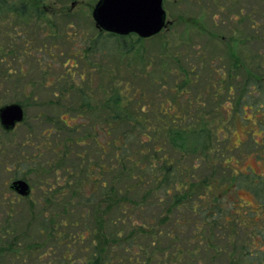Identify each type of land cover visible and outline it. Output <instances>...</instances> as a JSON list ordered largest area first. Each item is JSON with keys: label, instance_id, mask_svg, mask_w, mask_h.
<instances>
[{"label": "trees", "instance_id": "obj_1", "mask_svg": "<svg viewBox=\"0 0 264 264\" xmlns=\"http://www.w3.org/2000/svg\"><path fill=\"white\" fill-rule=\"evenodd\" d=\"M43 3L0 0V20L11 16L15 23L25 25L28 35L43 34L40 47L35 41L32 46L19 45L21 34L13 29L12 33L7 31L10 36L6 43L9 55L15 57L17 53V61L19 56L26 60L37 53L48 56L50 62L45 66L40 57L33 58L36 65L43 66L40 86L52 94L41 107L49 113L44 120L56 124L57 131L64 134L63 140L54 142L48 138L53 131L50 129L48 136L34 145L32 155L17 156L18 166L27 164L41 200L52 214L57 213L50 216L32 203L27 220L33 221V230L44 241L18 244L12 248L14 255H23L24 250L35 264H41L46 255H56L57 250L48 248L49 241L62 248V264H82V257L87 260V256V264H191L192 259L194 264H207L209 255L201 250L195 258L193 249L211 245L221 251L211 264L226 260L228 264H264V175L234 166L233 156L227 153L229 140L219 135V127H209L205 99L200 91L195 92L202 59L197 60L190 51L171 52L178 43L171 50L160 46L159 54L147 53L143 42L159 38L163 31L141 39L135 34L120 36L98 30L96 40L74 49L72 57L66 58V63L72 61L71 68L81 63L92 69L90 75L100 77L97 90L80 89L74 83V70L64 71L51 82L49 70L63 56L54 51L62 46L55 41L69 46L77 35L66 31L63 35L57 19L69 21L65 23L70 29L78 24L72 22L70 10L51 13ZM41 26L45 31H37ZM231 33L235 37L228 46V71L221 75L211 66L216 72L211 82L216 83L209 80L204 84L208 91L209 86L215 89L211 94L215 99L224 88L229 93L234 90L227 81L235 80L239 73H234L241 69L244 81H261L257 73L252 74L249 57L243 55L248 43ZM187 45L190 48L189 41ZM3 61L0 58V82L14 79L13 85L21 83L27 74L20 71L13 78L10 68L2 67ZM92 79L88 80L89 87L93 86ZM262 88L260 84V92ZM157 93L167 98L168 108L159 105ZM16 103L26 108L25 100ZM257 113L264 117L262 107ZM67 115L73 125L64 119ZM81 118L84 122L79 123ZM259 126L262 142L255 144L258 158L264 162V118ZM80 129L86 132L79 135ZM13 131L3 130L5 134ZM5 151L0 149L1 154L11 157L9 150ZM46 152L53 157L50 161L43 158ZM242 191L253 197L252 204L243 201ZM76 209L79 216L69 220ZM21 223L17 225L22 229L30 226L28 221ZM67 223L75 229L74 234L65 232ZM207 225L212 227L210 232H206ZM218 228L223 231L213 232ZM16 233L8 231L7 235L16 237ZM223 240L226 244L220 245Z\"/></svg>", "mask_w": 264, "mask_h": 264}, {"label": "rangeland", "instance_id": "obj_2", "mask_svg": "<svg viewBox=\"0 0 264 264\" xmlns=\"http://www.w3.org/2000/svg\"><path fill=\"white\" fill-rule=\"evenodd\" d=\"M98 1L99 0H44L43 4L47 11L59 14V12L63 13V11L70 10L71 14H73L71 18L72 22L74 21L78 24V27L70 29L66 25L69 21H64L65 18L62 17L57 19L61 22L60 27L62 28L61 31L63 35H65L66 32L72 35L77 33V35L75 37L76 40L72 45L69 44V46L62 43L58 44V40L55 41V44L62 46L54 51L56 53H61L63 56H59L57 58L58 63L55 62V67L49 70L51 71L50 73H52L49 74L51 82L56 76L59 77L61 74H64V71L74 70V83L78 84V86L81 87L80 89H85L87 92L91 89H93L92 92L97 90L100 77H96L95 74L90 75L92 74V69L88 66H83L81 63L71 68L72 61L66 63V58L68 56L72 57L71 54L74 52V49L87 46L89 42L97 39L99 31L95 27V23L92 19V11ZM164 8L168 17L167 21L172 22V25H169L163 30L159 38L153 41H144L145 51L147 53L149 51L151 54H159L160 46L163 45L166 49L171 50L174 44L178 43L177 47H179V49L176 47V49L173 51L171 50V52L177 50L178 52L187 53L190 51V53L195 54L197 60L200 58L202 59L203 63L199 62L200 65L198 66V68H201V71H199L201 78L198 79L196 83L195 92L200 91V94H203V98L205 99L203 100L208 109L209 127H219L222 131L219 135L223 139L229 140L228 143H230V146L227 153H229V156H233L234 166L236 165L240 171H251L256 174L264 175V162L260 161L258 158L259 152L257 151H259V147L255 144V142H262L263 136L261 130H259V123L262 122L264 117L261 116V112V115H258L257 109L262 107L264 112V0H165ZM32 25L33 24H31V26ZM41 27L42 28H39L40 30L37 31H45L44 26ZM24 28L25 25L19 22L15 23V20H12L11 16L10 18L6 17L0 20V58L4 60V66L2 67L5 68V70L10 68V72L14 76L13 78H16L20 74V71L27 74L26 77L23 78V81L16 86L11 82L14 81V79L0 82V107L16 103V100L19 99L25 100L26 104V108L24 109V121L17 126L13 133L5 134L0 125V149L4 148L6 150L5 152L9 150L11 156L6 157V155L0 153V256H2L0 258V264L36 263L26 255L24 250L22 251L23 255L18 256H15L13 253L14 250H12V248H16V245H24V243H28L31 240H36L39 243L44 241V238L40 237L38 232L33 230V221H29L30 219L27 220L29 217L28 211H30L29 209L32 203L35 205L36 209L44 208L50 216L57 213V211H55L52 214V210L49 209L50 207L46 206L41 200L40 190L36 188H34L29 198H19L18 195H15L10 190L11 182L16 178L22 179L23 176H27L29 179L31 178L32 180H26L34 186L33 177L31 173H28L27 164L18 166L19 164L16 161L18 158L17 156L32 155L34 145L41 139L46 138L50 129L53 131L49 133L51 134L49 135L50 137H48L49 140L53 138L52 141L57 142L64 136L63 133L57 131L58 126L56 124L44 120L45 116H49V113H46V108L44 109V107H41L43 101L52 97V94L48 95V89H43L40 86L41 78L43 79V73L40 70L50 62L48 56L42 55L41 53L34 55V57H40L41 59V65L43 66L39 67L36 65L33 56L25 58L26 60L19 56L18 58L20 59L17 61V53L15 55L16 58L9 55V45L6 41H8L10 35L7 31L12 33L13 29H15V31L19 30V34H21L22 38L19 40V43L22 44L19 45L28 43V45L32 46V41H35L37 42L36 44H38L36 47H40L43 34L39 33L40 36L39 34L28 35V33H25L26 30H24ZM232 31L240 35L241 39H244L246 43H248V45L245 46L246 51L243 55L249 57V63L253 66V70L257 75L260 76L261 81H244L245 76L242 71L243 69H241L234 73L235 75L239 73V76H236L237 78L235 80L230 79L231 81H227L231 82L234 90L229 93L224 88L215 99L211 95L212 92L214 93L215 89L209 86L208 91V88H205L204 84L208 83L209 80L211 82L212 74L216 73L210 70L211 66H213V69L219 70L221 75L228 71V59H226L228 57V46H231L232 37H235L233 36L235 34L231 33ZM187 41L190 42V48L189 45H187ZM158 43H160V45H158ZM14 45L17 46V44ZM64 45L67 49L63 47ZM69 47L73 50L68 49ZM31 51L34 52L33 50ZM193 62L196 63L195 61ZM64 63L68 65L65 66ZM52 65L54 66V64ZM82 66L85 68L81 69ZM5 70L4 72L6 73L7 71ZM82 70L85 73H81ZM80 74L82 78H80ZM91 78H93V86L89 87L87 84L88 80ZM173 78L168 79L169 83L172 82ZM26 80L28 82H26L27 84L25 83ZM201 80L203 81V86ZM211 83L215 85L216 82ZM260 84H262L263 87V91L261 92ZM246 87L249 89L248 92L247 90L246 92L244 91ZM49 89L51 90L52 87ZM241 89H243V91H241ZM195 92L190 94H195ZM157 98L159 99V105L163 104L164 108L169 107L165 101L167 98L164 97V95L157 93ZM153 100H151L152 103L154 102ZM215 106L219 108L215 109ZM70 115H67L64 119L67 120V123L73 125L74 121H72ZM85 120L87 121L86 118ZM78 122H84V119H78ZM82 131L86 132L85 129H82L78 134L82 135ZM250 135L252 136L251 138ZM100 136L101 135H99V137ZM113 137L115 138V135ZM111 138L112 137H109V139ZM101 139L103 142L106 141L104 135L101 136ZM233 145L238 146L239 149L234 150ZM43 158L50 161L53 157H50L49 152H46ZM40 161L41 159L37 160V163ZM226 175H228V172ZM240 196L243 201L250 204L253 203V197L249 193L242 191L240 192ZM35 211L37 212L38 210ZM155 212L157 213L156 210H154V213ZM158 213L159 215L164 214L163 211H158ZM79 214L80 210L76 209L72 212V217L69 218V220L73 219L76 215L78 217ZM9 215H11V217H9ZM21 218L24 219L20 220ZM20 221L22 222L20 225H26L28 221L30 226L22 229V226L19 227V225H17ZM36 224L37 222L34 227ZM207 226L206 232L208 230L210 232L212 227L210 225ZM191 229L192 226L190 231ZM14 230L18 232L16 233L17 236L8 237L7 232H12ZM65 230L68 235L71 233L74 234L75 232V229L71 227V225L69 226L68 223ZM222 231L223 228L213 230V232L218 233ZM24 236L25 238L23 239ZM216 243L218 244V240ZM222 244H226L225 240H223L220 245ZM47 246L48 248L57 250V252L56 255H46L41 264H62L63 260L60 259L62 248H59L49 241H47ZM229 248H231V246ZM201 250L211 258L207 264H211L213 260L215 261L218 257L216 254L221 252L218 248H214L211 245H208V247L205 246L204 248H199L197 246L195 250L193 249L195 258ZM52 253L51 251V254ZM82 261V264H87L89 257L87 256V260L85 257H82ZM76 264H78V262ZM191 264H194V259H192ZM222 264H228L227 260L223 261Z\"/></svg>", "mask_w": 264, "mask_h": 264}, {"label": "water", "instance_id": "obj_3", "mask_svg": "<svg viewBox=\"0 0 264 264\" xmlns=\"http://www.w3.org/2000/svg\"><path fill=\"white\" fill-rule=\"evenodd\" d=\"M92 19L99 31L120 36L135 34L141 39L152 38L172 24L167 21L164 0H99ZM24 116L20 104L0 107V125L4 131H13ZM10 188L22 197H28L31 192L24 180L14 181Z\"/></svg>", "mask_w": 264, "mask_h": 264}, {"label": "flooded vegetation", "instance_id": "obj_4", "mask_svg": "<svg viewBox=\"0 0 264 264\" xmlns=\"http://www.w3.org/2000/svg\"><path fill=\"white\" fill-rule=\"evenodd\" d=\"M165 1V0H164ZM179 1V0H178ZM168 18V17H167ZM172 25V24H171ZM252 67V71H253V73L252 74H254V75H256L255 73V71L253 70V66H251ZM255 72V73H254ZM256 80V79H255ZM13 104V103H12ZM18 104V103H17ZM22 106V105H21ZM24 109V108H23ZM24 113H25V111H24ZM24 118H25V116H24ZM24 121V120H23ZM21 123H23V122H21ZM21 123H19V124H17L16 125V127H15V129L17 128V126L18 125H20ZM14 129V130H15ZM33 162V161H32ZM16 180H24V181H26L27 183H28V185L30 186V189H31V192H30V195L28 196V197H22V196H20V195H18L16 192H14L13 190H11V188H10V190L15 194V195H18L19 196V198L21 197V198H29L30 196H31V194H32V192H33V190H34V186H32L30 183H29V181L28 180H31V178L29 179L28 178V180H26V179H19V178H16V179H14L12 182H11V184L14 182V181H16ZM10 187H11V185H10Z\"/></svg>", "mask_w": 264, "mask_h": 264}]
</instances>
